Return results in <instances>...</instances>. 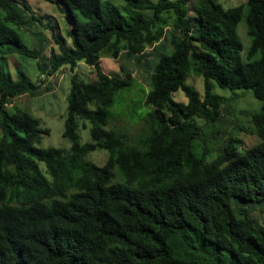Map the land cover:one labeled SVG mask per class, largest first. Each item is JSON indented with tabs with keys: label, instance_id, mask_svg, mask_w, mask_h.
I'll return each instance as SVG.
<instances>
[{
	"label": "trees",
	"instance_id": "obj_1",
	"mask_svg": "<svg viewBox=\"0 0 264 264\" xmlns=\"http://www.w3.org/2000/svg\"><path fill=\"white\" fill-rule=\"evenodd\" d=\"M41 1L57 7L73 47L51 30L46 62L22 43L16 0H0V264H264V225L252 216L264 213V0L230 9L197 0L191 12V0ZM8 55L40 59L42 76L72 72L68 150L37 148L49 130L23 109L9 110L40 85L11 81L2 69ZM101 55L150 74L136 135L106 129L115 96L131 81L104 74ZM81 62L97 81L78 78ZM190 72L202 79L203 96L185 83ZM216 88L260 102L249 115L257 143L243 142L245 129L228 120ZM179 91L186 103L174 101ZM85 122L90 142L81 144ZM98 150L106 163L86 162Z\"/></svg>",
	"mask_w": 264,
	"mask_h": 264
},
{
	"label": "rangeland",
	"instance_id": "obj_2",
	"mask_svg": "<svg viewBox=\"0 0 264 264\" xmlns=\"http://www.w3.org/2000/svg\"><path fill=\"white\" fill-rule=\"evenodd\" d=\"M155 2L156 0H149ZM224 9H230L246 4V0H214ZM188 6L189 11L193 10L194 3L197 0H191ZM17 5L23 11V19L26 31L23 32L22 43L28 48H36L41 52L40 58L46 62L50 48H54L51 30L61 35L67 42V49L72 50V44L66 35V21L57 11V7L41 0H16ZM114 3L120 6V0ZM26 5L28 9L24 6ZM36 18V19H35ZM237 34L243 45L241 57L246 60V52L249 46V39L246 34V27L243 22L238 26ZM166 48V51H168ZM6 64H2V69L11 81H16L20 76H24L32 83L40 85L39 93L31 98L27 95L18 96L9 105V110L17 107L26 111L29 115L39 121L40 128L49 130L48 135H43L37 148H54L68 150L70 143L62 137L64 123L67 114V97L70 89V77L72 72L68 67L61 68L56 74L48 76L46 73L43 78L40 77L37 63L40 59L34 60L23 58L19 55L6 56ZM100 68L104 74L112 77H129L131 85L117 93L111 107V120L106 127L107 130H119L126 134L136 135L144 125L147 109L144 107L143 100L149 88L150 74L144 68L137 66L132 60L114 61L104 55H101ZM74 73L84 83L97 81L96 73L92 67L78 63L74 68ZM40 80V81H38ZM185 83L192 86L201 96H203V82L193 72H190ZM222 99L221 105L224 114H227L228 120H238L245 129V132H239V136L246 145L257 143L254 135L249 133V115L259 110L260 102L254 99L250 92L246 91H222L215 89L213 92ZM174 101L186 103L187 99L182 92L174 95ZM91 109H94L92 106ZM91 124L85 122V128L78 130L80 143L90 142L89 129ZM108 159V153L104 150L91 152L86 157V162L102 166ZM41 169L44 167L41 164ZM117 180V179H116ZM259 223L264 225V213L255 211L252 215Z\"/></svg>",
	"mask_w": 264,
	"mask_h": 264
},
{
	"label": "built area",
	"instance_id": "obj_3",
	"mask_svg": "<svg viewBox=\"0 0 264 264\" xmlns=\"http://www.w3.org/2000/svg\"><path fill=\"white\" fill-rule=\"evenodd\" d=\"M40 77H41V78H43V76H42V75H40Z\"/></svg>",
	"mask_w": 264,
	"mask_h": 264
}]
</instances>
